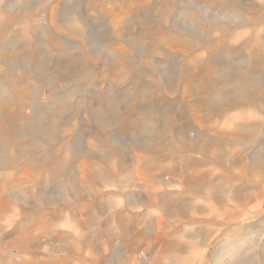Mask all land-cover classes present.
Listing matches in <instances>:
<instances>
[{"label": "rangeland", "instance_id": "rangeland-1", "mask_svg": "<svg viewBox=\"0 0 264 264\" xmlns=\"http://www.w3.org/2000/svg\"><path fill=\"white\" fill-rule=\"evenodd\" d=\"M232 1L0 0V132L22 142L0 164V264H165L171 247L264 264V0ZM232 178L242 204H212ZM229 238L246 243L217 258Z\"/></svg>", "mask_w": 264, "mask_h": 264}, {"label": "bare ground", "instance_id": "bare-ground-1", "mask_svg": "<svg viewBox=\"0 0 264 264\" xmlns=\"http://www.w3.org/2000/svg\"><path fill=\"white\" fill-rule=\"evenodd\" d=\"M232 1V0H231ZM236 1V0H235ZM221 2H222V0H221ZM227 2V1H226ZM233 2V1H232ZM125 4V3H124ZM207 6V5H206ZM224 6V5H223ZM234 6V5H233ZM254 6V5H253ZM230 7V6H229ZM242 7H245V6H242ZM255 8V7H254ZM116 9V8H115ZM118 9V8H117ZM244 9V8H243ZM247 9V8H246ZM214 13V12H213ZM220 13V12H219ZM233 13V12H232ZM224 14V13H223ZM236 14V13H235ZM221 15V14H220ZM241 15V14H240ZM9 16H10V14H9ZM228 16V15H227ZM231 16V15H230ZM245 16V15H244ZM227 18V17H226ZM247 18V17H246ZM12 19V18H11ZM219 19V18H218ZM28 21H26V22H23V24L21 25V38H20V43L21 44H23V45H26L27 43H31L32 41H30L31 40V33H32V31L34 30V27H36L35 26V22H34V20L32 19V18H28L27 19ZM227 20V19H226ZM16 21V20H15ZM252 21V20H251ZM10 22V21H9ZM14 22V21H13ZM243 22V21H242ZM7 23V22H6ZM5 23V24H6ZM211 23V22H210ZM246 23V22H245ZM244 23V24H245ZM261 23V22H260ZM258 24V23H257ZM10 25V24H9ZM8 25V26H9ZM225 24H223V26H224ZM239 25V24H238ZM222 26V27H223ZM11 27V26H10ZM207 28V27H206ZM234 28V27H233ZM5 31V30H4ZM231 31V30H230ZM3 32V31H2ZM4 33V32H3ZM10 33V32H9ZM179 35H180V33H179ZM1 38V37H0ZM5 38V37H4ZM3 38V39H4ZM158 38V37H157ZM2 39V38H1ZM5 40V39H4ZM57 40V39H56ZM26 43V44H25ZM223 49V48H222ZM233 50V49H232ZM235 50H237V49H235ZM238 51V50H237ZM152 52V51H151ZM185 60V59H184ZM63 63V62H62ZM66 63V62H65ZM215 63V62H214ZM64 64V63H63ZM255 64V63H254ZM60 65H61V63H60ZM211 65V64H210ZM78 67V66H77ZM220 67V66H219ZM257 67H259L258 65H257ZM66 68V67H65ZM221 68V67H220ZM223 68V67H222ZM210 69H211V67H210ZM68 70V69H67ZM206 73H207V76H206V81H210V83H211V86H213V87H215V86H217L218 84V82L217 83H215V81L212 79V78H210V76H208V73H209V67H207L206 66ZM57 72V71H56ZM74 73V72H73ZM203 73V72H202ZM219 73V72H218ZM244 73V72H243ZM252 75V74H251ZM249 76V75H248ZM255 76V75H254ZM253 76V77H254ZM256 76H257V74H256ZM50 77V76H49ZM71 77V76H70ZM76 77V76H75ZM234 77V76H233ZM244 77V76H243ZM242 77V78H243ZM67 79V78H66ZM71 79V78H70ZM182 79V78H181ZM226 79V78H225ZM239 79V78H238ZM237 79V80H238ZM257 79V78H256ZM204 80V79H203ZM240 80V79H239ZM33 81V80H32ZM221 81V80H220ZM231 81V80H230ZM234 81V80H233ZM236 81V80H235ZM64 82H65V80H64ZM31 83V82H30ZM199 83V82H198ZM201 83V82H200ZM204 83H206V82H204ZM223 84H224V82H223ZM232 84V83H231ZM197 85V84H196ZM47 86H49V85H47ZM216 88V87H215ZM234 88V87H233ZM56 89V88H55ZM171 89V88H170ZM170 89H168V90H170ZM172 90V89H171ZM5 91V90H4ZM4 95V94H3ZM9 95H11V94H9ZM69 96V95H68ZM209 96V95H208ZM221 97V96H220ZM225 97V96H224ZM2 98V97H1ZM62 98V97H61ZM67 99V98H66ZM225 101V100H224ZM245 101V100H244ZM230 103V102H229ZM228 103V104H229ZM233 103V102H232ZM238 103V102H237ZM244 105H247V104H244ZM243 105V106H244ZM249 106V105H248ZM247 106V107H248ZM227 107V106H226ZM240 107H242V106H240ZM263 107H264V105H263ZM222 108H224L225 109V107H222ZM246 109V108H245ZM245 109H243L244 111L243 112H247ZM218 111H220V110H218ZM252 111H256V110H254V109H252ZM251 112V111H250ZM218 113V112H217ZM220 114V113H219ZM241 114V113H240ZM247 114V113H246ZM243 118V117H242ZM248 119V118H247ZM246 120V119H245ZM246 122V121H245ZM221 123V122H220ZM224 123V122H223ZM248 123V122H247ZM166 124V123H165ZM234 125V124H233ZM261 125H259V124H257V123H249V124H241V125H237V127H236V131L238 132V133H241V134H247V133H254L255 134V136H257V135H259V133H260V127ZM33 127V126H32ZM165 127V126H164ZM216 127V126H215ZM166 128V127H165ZM33 129H35V127H33ZM216 129V128H215ZM165 130H167V129H165ZM29 131H30V129H29ZM218 133V132H217ZM32 135V134H31ZM217 135V134H216ZM32 138V137H31ZM216 139V138H215ZM249 139V138H248ZM193 140V139H192ZM228 140V139H227ZM213 141V140H212ZM163 143V142H162ZM209 143V142H208ZM224 143V142H223ZM222 144V143H221ZM220 144V145H221ZM225 144V143H224ZM164 146V145H163ZM22 147V142L20 143L19 141H17V140H6L5 139V137H4V135H3V132H0V164L1 163H4V164H9V165H14V163L17 161V157H18V155L16 156V155H14V153L15 152H17V151H19L20 150V148ZM201 147V146H200ZM194 149V148H193ZM201 150V149H200ZM52 150H50V152H51ZM264 151V150H263ZM155 152H157V151H155ZM159 152V151H158ZM194 153V152H193ZM201 153V152H200ZM17 154H18V152H17ZM22 154V153H21ZM158 154V153H157ZM23 155V154H22ZM76 155V154H75ZM193 155V154H192ZM80 156V155H79ZM51 157V156H50ZM221 157V156H220ZM46 158H47V155H45L44 156V159L46 160ZM42 160H43V158H41ZM199 159V158H198ZM233 159V158H232ZM28 160V159H27ZM48 160V159H47ZM200 160V159H199ZM203 160V159H202ZM242 160V159H241ZM77 161V160H76ZM42 162V161H41ZM206 162H208V161H206ZM258 162V161H257ZM35 163V162H34ZM205 163V162H204ZM73 164V163H72ZM222 164V163H221ZM46 165V164H45ZM44 165V166H45ZM216 165V164H215ZM1 166V165H0ZM203 166V165H202ZM219 166V165H218ZM253 166V165H252ZM259 166V165H258ZM23 167V166H22ZM206 167V166H205ZM212 167V166H211ZM254 167V166H253ZM25 168V167H24ZM27 168V167H26ZM216 168V167H215ZM222 168V167H221ZM235 169V168H234ZM223 170V169H222ZM235 170H238V169H235ZM198 171V170H197ZM211 171V170H210ZM250 171V170H249ZM23 172V171H22ZM58 172V171H57ZM255 172H257V173H259V174H264V163L263 164H261V166H259V168L258 169H255ZM254 172V173H255ZM52 173V172H51ZM50 173V174H51ZM224 174V173H223ZM24 175V174H23ZM58 175V174H57ZM230 175V174H229ZM235 175V174H234ZM157 176V175H156ZM221 176V175H220ZM248 176V175H247ZM151 177H152V175H151ZM158 177V176H157ZM232 177V176H231ZM261 177V176H260ZM55 178V177H54ZM236 178V177H235ZM56 179V178H55ZM89 179H90V177H89ZM107 179V178H106ZM224 179V178H223ZM263 179H264V177H263ZM54 180V179H53ZM75 180V179H74ZM55 181V180H54ZM96 181V180H95ZM237 180L236 179H233L232 178V180H230L228 183H227V185H225L224 187H221V188H219V190H218V192H213L212 194H211V197L209 198L210 200V202L212 203V204H214V205H217V206H220V207H224V206H230V204H231V202L233 203L234 202V205H239V204H242V202H243V200L241 199V196H239L240 195V191H234L233 189L236 187V184H237V182H236ZM92 183V182H91ZM104 183V182H103ZM222 183V182H221ZM225 183V182H224ZM89 184V183H88ZM93 184V183H92ZM154 184V183H153ZM218 184H220V183H218ZM260 184V183H259ZM261 185V184H260ZM74 186H76V185H74ZM78 186V185H77ZM92 186V185H91ZM216 186V185H215ZM78 188V187H77ZM77 188H75V189H77ZM210 188V187H209ZM242 188V187H241ZM211 189V188H210ZM209 189V190H210ZM214 189V188H213ZM89 191V190H88ZM92 191H93V189H92ZM194 191V190H193ZM216 191V190H215ZM234 191V192H233ZM248 191V190H247ZM188 192V191H187ZM195 192H197V190L195 191ZM194 192V193H195ZM245 192V191H244ZM219 195L220 197H217V196H214V195ZM245 194V193H244ZM84 195V194H83ZM243 195V194H242ZM79 197V196H78ZM186 198V197H185ZM208 199V198H207ZM222 199V200H221ZM87 203V202H86ZM76 204V203H75ZM85 204V203H84ZM116 204V203H115ZM211 205V204H210ZM213 205V206H214ZM79 207V206H78ZM82 207V206H81ZM77 208V207H76ZM86 208V207H85ZM89 208V207H88ZM97 208V207H96ZM210 208V207H209ZM214 208V207H213ZM80 209H82V208H80ZM176 210V209H175ZM182 210V209H181ZM85 211V210H84ZM84 211H82V212H84ZM220 211V209L218 208V210H217V212H219ZM81 212V213H82ZM28 213V212H27ZM86 212H84V213H82V214H85ZM133 213V212H132ZM172 213V212H171ZM170 213V214H171ZM219 213H221V212H219ZM26 214V213H25ZM72 214V213H71ZM98 214V213H97ZM194 214V213H193ZM23 215V214H22ZM75 215V214H74ZM87 215V214H86ZM172 215V214H171ZM175 215V214H174ZM216 217H217V219H219V220H217L215 223H214V225H215V227H218V226H220V221L223 223V222H225L226 220L228 221V218H227V216L226 215H216ZM129 218V217H128ZM229 218H231V216L229 217ZM85 219V218H84ZM90 219V218H89ZM169 219H172V218H169ZM177 219V218H176ZM190 219V218H189ZM81 220V219H80ZM133 220V219H132ZM160 220V219H159ZM193 220V219H192ZM178 221V220H177ZM88 222V221H87ZM86 222V223H87ZM159 222V221H158ZM214 222V221H213ZM24 223V222H23ZM28 223H30V222H28ZM260 223V222H259ZM262 223V222H261ZM88 224V223H87ZM168 224V223H167ZM166 224V225H167ZM189 224V223H188ZM26 226H27V224H25ZM134 225V224H133ZM174 225V224H173ZM176 225V224H175ZM190 225H191V223H190ZM210 226H212V225H210ZM247 226V225H246ZM252 226V225H251ZM254 226V225H253ZM17 227H19V225L17 226ZM74 227V226H73ZM85 227V226H84ZM127 227H128V225H127ZM133 227V226H132ZM75 228H76V226H75ZM106 228V227H105ZM129 228V227H128ZM17 229V228H16ZM78 229V228H77ZM82 230V229H81ZM83 230H85V229H83ZM103 230V229H102ZM106 230V229H105ZM164 230V229H163ZM254 230V229H253ZM262 230V229H261ZM74 231V230H73ZM130 231V230H129ZM188 231V230H187ZM187 231H186V233H187ZM213 231H216L215 229L213 230ZM85 232V231H84ZM83 232V233H84ZM126 232H127V230H126ZM72 233V232H71ZM96 233H98V232H96ZM129 233H131V232H129ZM193 233V232H192ZM126 234V233H125ZM134 234V233H133ZM153 234V233H152ZM177 234V233H176ZM130 235V234H129ZM154 235V234H153ZM81 236V235H80ZM89 236H91L90 234H89ZM95 236V235H94ZM158 236H159V234H158ZM178 236V235H177ZM181 236V235H180ZM179 236V237H180ZM171 237H173V236H171ZM178 237V238H179ZM88 238V237H87ZM126 238V237H125ZM149 238V237H148ZM154 238V237H153ZM176 238V237H175ZM174 238V239H175ZM75 239V238H74ZM73 239V240H74ZM90 239V238H89ZM106 239H108V238H106ZM163 239V238H162ZM170 239V238H169ZM180 239V238H179ZM196 239V238H195ZM76 240V239H75ZM101 240V239H100ZM188 240V239H187ZM261 240V239H260ZM90 241V240H89ZM188 241H190V240H188ZM213 241V240H212ZM114 242V241H113ZM124 242V241H123ZM127 242V241H126ZM148 242V241H147ZM146 242V243H147ZM175 242V241H174ZM242 242H243V244L244 243H246L245 241H244V239H236V238H229L228 240H227V243H229V246L227 247V246H224V247H222L220 250H219V252L216 254V257L217 258H219V259H226V257L232 252V248L235 246V245H241L242 244ZM71 243H73V242H71ZM201 243H203V242H201ZM206 243V242H205ZM218 243V242H217ZM146 245V244H145ZM189 245V244H188ZM72 246V245H71ZM142 246V245H141ZM32 247V246H31ZM181 247V246H180ZM179 247V248H180ZM183 247V246H182ZM258 247V246H257ZM147 248V247H146ZM25 249V248H24ZM145 249V248H144ZM177 249L178 248H176V247H171L170 249H169V254L165 257V264H189V262H188V260L186 259V258H184V259H177L176 257H175V253H176V251H177ZM189 249V248H188ZM204 249V248H203ZM211 249V248H210ZM219 249V248H218ZM185 251H188L187 249H184ZM205 250V249H204ZM234 250V249H233ZM23 251V250H22ZM190 251V250H189ZM188 251V252H189ZM192 251V250H191ZM194 251V250H193ZM196 251V250H195ZM217 251V250H216ZM215 251V252H216ZM115 252V251H114ZM117 252V251H116ZM187 252V253H188ZM204 252V251H203ZM206 252V251H205ZM261 253H264V247H263V252H261ZM146 254V253H145ZM259 254V253H258ZM117 255V254H116ZM206 255V254H205ZM244 255V254H243ZM143 256V255H142ZM194 256V255H193ZM254 256H255V258H257V255H255L254 254ZM178 257V256H177ZM252 257V256H251ZM121 258V257H120ZM145 258V257H144ZM116 259V258H115ZM119 259V258H118ZM117 259V260H118ZM258 259V258H257ZM217 260V259H216ZM264 260V259H263ZM59 261V260H58ZM82 261V260H81ZM87 261V260H86ZM119 261V260H118ZM257 261V260H256ZM86 264H88V263H86ZM103 264V263H102ZM109 264V263H108ZM143 264H145V262L143 261ZM146 264H148V263H146ZM163 264V263H162Z\"/></svg>", "mask_w": 264, "mask_h": 264}]
</instances>
